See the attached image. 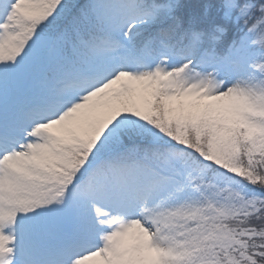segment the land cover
Masks as SVG:
<instances>
[{
	"label": "snow or ice",
	"instance_id": "snow-or-ice-1",
	"mask_svg": "<svg viewBox=\"0 0 264 264\" xmlns=\"http://www.w3.org/2000/svg\"><path fill=\"white\" fill-rule=\"evenodd\" d=\"M0 264H264V0H0Z\"/></svg>",
	"mask_w": 264,
	"mask_h": 264
}]
</instances>
